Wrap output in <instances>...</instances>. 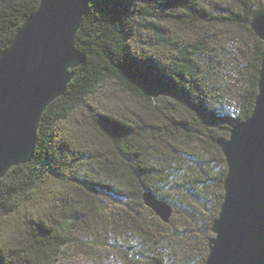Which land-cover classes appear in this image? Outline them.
I'll use <instances>...</instances> for the list:
<instances>
[{"label": "trees", "instance_id": "1", "mask_svg": "<svg viewBox=\"0 0 264 264\" xmlns=\"http://www.w3.org/2000/svg\"><path fill=\"white\" fill-rule=\"evenodd\" d=\"M39 2L0 0V53ZM258 5L88 0L82 62L43 111L31 159L0 177V264H59L79 236L117 264H205L227 171L219 143L258 92ZM144 190L172 205L169 222Z\"/></svg>", "mask_w": 264, "mask_h": 264}, {"label": "water", "instance_id": "2", "mask_svg": "<svg viewBox=\"0 0 264 264\" xmlns=\"http://www.w3.org/2000/svg\"><path fill=\"white\" fill-rule=\"evenodd\" d=\"M87 8L88 0H40L0 53V177L31 159L43 111L81 64L76 34ZM250 24L264 42V3L254 8ZM257 84L251 114L219 143L227 171L205 264H264V49ZM142 199L170 221L172 205L150 190Z\"/></svg>", "mask_w": 264, "mask_h": 264}, {"label": "rangeland", "instance_id": "3", "mask_svg": "<svg viewBox=\"0 0 264 264\" xmlns=\"http://www.w3.org/2000/svg\"><path fill=\"white\" fill-rule=\"evenodd\" d=\"M260 4L264 3V0H259ZM98 199L105 204L106 206L112 207L111 200L107 196H104L102 193H99ZM107 212V211H106ZM158 217V216H157ZM109 227V226H108ZM93 234L96 235L97 232L93 231ZM87 236H79L80 244H72L70 245L63 254L60 259L59 264H117L119 261V253H115L110 248L104 247L101 249L100 247L96 249L93 247V250L90 248L89 250L86 247Z\"/></svg>", "mask_w": 264, "mask_h": 264}]
</instances>
